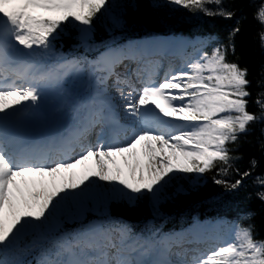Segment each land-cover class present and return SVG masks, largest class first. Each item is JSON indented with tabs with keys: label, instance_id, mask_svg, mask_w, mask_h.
Returning a JSON list of instances; mask_svg holds the SVG:
<instances>
[{
	"label": "snow or ice",
	"instance_id": "snow-or-ice-1",
	"mask_svg": "<svg viewBox=\"0 0 264 264\" xmlns=\"http://www.w3.org/2000/svg\"><path fill=\"white\" fill-rule=\"evenodd\" d=\"M165 4L232 17L223 7H206L222 0ZM116 7L115 0H0V264H22L9 254L27 234H34L29 247L41 250L38 264H264V240L255 238L250 223H231L223 233L222 222L196 221L179 233H163L150 224L135 233L133 225L113 218L83 223L88 203L98 195V181L110 185L99 194L106 201L134 207L148 199L155 209L181 173L202 176L219 162L224 167L217 175H227L233 159L229 144L247 134L249 125L264 121V92L255 100L258 117L247 110L248 70L227 59L235 54L234 44L206 51V44L117 45L113 40L91 61L56 54L55 42L73 28L80 33V47L93 50V19L108 16L122 25ZM255 19L264 28V0ZM259 40L264 48V31ZM189 46L191 53L180 54ZM80 75L88 77L91 95L65 104L73 121L67 135L29 141L17 134V125L40 117L49 92L64 95L65 78ZM110 89L122 102L126 126L120 124ZM110 125L118 131L106 132ZM97 126L96 142L89 143ZM122 132H130L123 141ZM90 160L97 179L85 173L77 180L74 170ZM249 175L244 172L231 184L214 182L236 190ZM259 182L264 185V179ZM183 192L177 188L176 194ZM258 195L264 201V192ZM69 204L80 227L61 232L58 218Z\"/></svg>",
	"mask_w": 264,
	"mask_h": 264
},
{
	"label": "trees",
	"instance_id": "trees-1",
	"mask_svg": "<svg viewBox=\"0 0 264 264\" xmlns=\"http://www.w3.org/2000/svg\"><path fill=\"white\" fill-rule=\"evenodd\" d=\"M115 3L118 7L114 9V15L123 21L122 25L113 24L108 16L94 18L90 35L93 42H112L118 38L150 33L185 36L216 34L221 44L235 45V54L230 52L228 61L248 70L251 96L248 98L247 110L258 117L262 114L255 103L258 94L264 92V48L259 40V34L264 28L255 19L261 0H222L220 6L206 5L212 10L223 7L225 11H230V19L220 15L207 16L203 12H190L183 8L174 9L166 5L165 0H115ZM154 4L158 6L154 7ZM237 28L239 32L233 35ZM79 34L76 29H69L55 42V50L65 55L75 54ZM228 147L233 159L227 175H217L218 169L224 167L219 162L216 169L202 176L181 173L179 175L182 178L168 189L157 208L154 209L153 202L148 199L138 201L134 207L119 200L110 203L108 217L128 222L137 233L148 224L160 232H168L196 221L221 218L242 225L250 223L255 238L264 240V201L258 195L264 192V185L259 182L264 179V121L258 120L249 125L247 134H242L235 144H229ZM244 172L250 175L243 179L236 190L214 182L215 179H223L231 184L240 179ZM177 188L184 189V192L176 194ZM249 214V220L243 219Z\"/></svg>",
	"mask_w": 264,
	"mask_h": 264
},
{
	"label": "rangeland",
	"instance_id": "rangeland-1",
	"mask_svg": "<svg viewBox=\"0 0 264 264\" xmlns=\"http://www.w3.org/2000/svg\"><path fill=\"white\" fill-rule=\"evenodd\" d=\"M65 101L68 102V99L67 97L64 98ZM94 161H89L88 164L84 167V168H78L74 171H76V179L78 180L80 178L81 175L83 174H87L91 179H97L96 177L92 176V173L95 171V165H94ZM98 185L99 187L96 189V192H97V197L90 201L88 203V208L91 209L90 211H88V214L91 213L93 215H99L98 213H100V215L102 214L101 210H100V207H104L106 208L109 204H110V201H117L119 199H110L108 201H106L103 197V195H99V194H102L107 188L110 187L109 184H107V182H103V181H98ZM75 212V209H74V206L69 204L64 212L62 213V215H60L62 217V219H66L68 221H71V222H77L78 219H75V218H71L72 217V214ZM86 215V214H85ZM84 215V217H85ZM59 216V218H60ZM83 217V218H84ZM58 218V219H59ZM30 235H34V234H27L25 236H30Z\"/></svg>",
	"mask_w": 264,
	"mask_h": 264
},
{
	"label": "bare ground",
	"instance_id": "bare-ground-1",
	"mask_svg": "<svg viewBox=\"0 0 264 264\" xmlns=\"http://www.w3.org/2000/svg\"><path fill=\"white\" fill-rule=\"evenodd\" d=\"M161 42V41H160ZM117 96L118 94L116 93V104H117ZM120 101V99H119ZM118 105V104H117ZM120 108H122V102L120 101ZM42 110L43 115L40 116L39 118H47L49 119L48 122L45 123V126H50L51 128H54L56 130H62L63 129V125L65 120L67 118H70V113L67 111V109L65 108V104L61 103L59 101V94L56 92H49L46 96V99L42 105ZM72 119V118H70ZM123 119H125L124 114H123ZM50 129H43V134H47V132H49ZM95 163V162H94ZM95 165V164H94Z\"/></svg>",
	"mask_w": 264,
	"mask_h": 264
}]
</instances>
